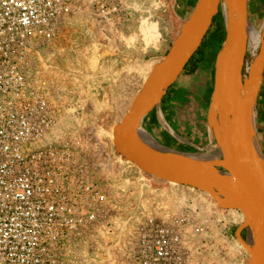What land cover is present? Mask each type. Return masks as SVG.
<instances>
[{
	"label": "rangeland",
	"instance_id": "1",
	"mask_svg": "<svg viewBox=\"0 0 264 264\" xmlns=\"http://www.w3.org/2000/svg\"><path fill=\"white\" fill-rule=\"evenodd\" d=\"M249 9L251 27L260 33L264 0H250ZM57 13L56 35L38 41L42 82L58 112L54 135L72 140L74 154L83 157L104 198L90 199L92 206H98L93 212L101 223L91 225L80 233V239L68 244L71 255L67 262L124 264L123 251L143 214H137L131 205L154 202L156 184L162 181L145 174L118 153L114 127L129 111L153 67L165 58L185 21L177 18L175 0H58ZM222 36V18L218 14L202 50L195 56L202 66L220 53ZM256 53L248 46V65ZM200 76L180 77L179 84L190 94L178 101L176 109L187 126L193 124L196 130H206L210 127V106L199 105L205 74ZM173 129L177 130L175 126ZM142 130L149 144L162 147L157 142L158 134L156 140L146 126ZM201 194L203 202L216 204L207 193ZM234 214L240 219L235 218L234 225L228 226L218 242H188L186 264L244 263L242 258L232 261L238 258V252L244 257L247 254L235 237L243 216L240 212ZM119 236L125 243L120 254L110 260L116 251L114 239ZM6 253V244L0 241V264H4ZM95 256L100 258L97 263L91 259Z\"/></svg>",
	"mask_w": 264,
	"mask_h": 264
},
{
	"label": "built area",
	"instance_id": "2",
	"mask_svg": "<svg viewBox=\"0 0 264 264\" xmlns=\"http://www.w3.org/2000/svg\"><path fill=\"white\" fill-rule=\"evenodd\" d=\"M57 1L0 0L4 264H69L68 244L80 239V233L91 225L101 223L93 212L98 206L90 202L92 197L104 199L99 182L93 180L83 157L74 154L72 140L55 137L58 112L42 82L38 41L57 33ZM185 225L178 217L164 223L142 218L129 236L123 263L186 264ZM114 240L116 251L110 260L125 243L120 236ZM91 259L97 263L100 258Z\"/></svg>",
	"mask_w": 264,
	"mask_h": 264
},
{
	"label": "water",
	"instance_id": "3",
	"mask_svg": "<svg viewBox=\"0 0 264 264\" xmlns=\"http://www.w3.org/2000/svg\"><path fill=\"white\" fill-rule=\"evenodd\" d=\"M249 0H198L165 58L157 63L129 111L114 127L118 153L145 174L207 193L223 210L244 220L235 232L250 258L264 264V159L254 134V108L264 78V26L250 65ZM227 8V34L218 54L209 125L219 142L214 155L157 149L143 135V121L158 108L200 49L214 18ZM247 232L246 238L243 232Z\"/></svg>",
	"mask_w": 264,
	"mask_h": 264
},
{
	"label": "crops",
	"instance_id": "4",
	"mask_svg": "<svg viewBox=\"0 0 264 264\" xmlns=\"http://www.w3.org/2000/svg\"><path fill=\"white\" fill-rule=\"evenodd\" d=\"M197 2L198 0H175L177 18L186 22ZM248 6L250 7V0L248 1ZM219 14L222 18L223 36L221 45L223 47L227 34V15H225L222 10ZM204 41L202 46L204 45ZM217 58L218 55H216L211 62H207V66H202V63L199 62V68L197 72L193 74L194 77H197L196 79H200V73L205 74L203 82L204 89L199 102L200 106H210L213 101ZM202 68L203 72L201 71ZM183 75L187 74L182 73L179 76L174 85L168 89L166 95L163 97L161 105L144 119L143 125L146 126L147 131L154 137H156V134L160 136V139L157 140L158 138L156 137V140L160 142L158 143L161 144V146L171 149L174 152L190 154L203 153L207 155H209L208 153L215 154L218 152L219 142L213 128L211 127L210 129V127L208 128L207 126L206 130H203L201 127H198L196 130L193 124L187 126L182 115L176 109L178 101L180 99H186L189 93L187 89L179 84V79ZM173 126H175L177 130L173 129ZM201 130L204 134H201ZM254 134L264 159V78L254 108ZM173 144L175 147H172ZM190 148H193L194 151ZM200 151L205 152L201 153ZM168 183L164 181L157 182L155 188L157 194L154 202L146 204L133 203L131 206L135 208L137 214L140 211L143 212L141 215L142 218H155L161 223L171 221L176 217L183 218L186 221L187 244L188 242H196V240L201 242V244L204 242L214 244L218 242L220 237H224L223 233H227L228 226L233 224V221L236 220L235 218H239L234 214V212L239 211L226 210L231 213H223L217 204L203 202L201 191L195 188ZM243 220L244 217H242V221L238 224L237 229L242 224ZM197 229L199 231H196ZM246 236L247 232L244 231L243 237L246 238ZM238 253V258L232 261L234 262V260H240L242 258L245 260L243 264H247L250 258L249 254L247 253L244 257L240 252Z\"/></svg>",
	"mask_w": 264,
	"mask_h": 264
},
{
	"label": "bare ground",
	"instance_id": "5",
	"mask_svg": "<svg viewBox=\"0 0 264 264\" xmlns=\"http://www.w3.org/2000/svg\"><path fill=\"white\" fill-rule=\"evenodd\" d=\"M223 11L225 13V15L227 14V8L225 5H223ZM153 34V33H152ZM248 36H249V47H252V49H255L258 47V45L260 44L261 42V32H257L255 31L251 25L249 26V29H248ZM145 136V135H144ZM154 140V139H153ZM156 141V140H155ZM154 141V142H155ZM158 142V141H157ZM159 146V145H158ZM160 148V147H159ZM158 148V149H159Z\"/></svg>",
	"mask_w": 264,
	"mask_h": 264
},
{
	"label": "trees",
	"instance_id": "6",
	"mask_svg": "<svg viewBox=\"0 0 264 264\" xmlns=\"http://www.w3.org/2000/svg\"><path fill=\"white\" fill-rule=\"evenodd\" d=\"M202 47V45H201ZM198 50L197 53H199L202 49ZM196 53V54H197ZM196 54L194 55V57L191 59V61L189 62V64L186 66V68L184 69L183 73H186V74H195L199 68V62L198 60L195 58Z\"/></svg>",
	"mask_w": 264,
	"mask_h": 264
}]
</instances>
